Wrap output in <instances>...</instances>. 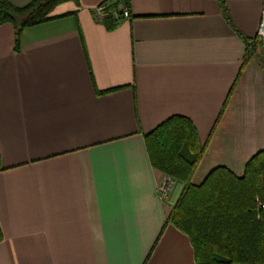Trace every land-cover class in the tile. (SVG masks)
<instances>
[{
  "label": "crops",
  "instance_id": "obj_1",
  "mask_svg": "<svg viewBox=\"0 0 264 264\" xmlns=\"http://www.w3.org/2000/svg\"><path fill=\"white\" fill-rule=\"evenodd\" d=\"M103 1L58 4L18 49L0 24V264H196L144 135L192 121L191 185L264 151V0H130L113 29Z\"/></svg>",
  "mask_w": 264,
  "mask_h": 264
},
{
  "label": "trees",
  "instance_id": "obj_2",
  "mask_svg": "<svg viewBox=\"0 0 264 264\" xmlns=\"http://www.w3.org/2000/svg\"><path fill=\"white\" fill-rule=\"evenodd\" d=\"M66 1L79 2L30 0L19 8L0 0V24H12L15 49L22 29L55 19L51 11ZM129 1L102 2L108 29L122 20V8L127 9ZM245 43L246 58L262 46L259 37ZM196 132L189 118L173 115L144 135L152 166L182 185L167 220L189 237L196 264H264V151L251 156L241 176L217 166L201 183L191 185L193 170L205 150Z\"/></svg>",
  "mask_w": 264,
  "mask_h": 264
},
{
  "label": "built area",
  "instance_id": "obj_3",
  "mask_svg": "<svg viewBox=\"0 0 264 264\" xmlns=\"http://www.w3.org/2000/svg\"><path fill=\"white\" fill-rule=\"evenodd\" d=\"M105 9H106L105 3L100 4L98 8L96 9L100 17H106L108 15L107 10ZM114 14L116 15V13ZM122 17L123 18L129 17L128 9L126 8L122 9ZM256 30H257L258 37L261 39L262 44H264V17L263 15H262V19L260 20L258 24V28H256ZM173 184H174V181L172 179H170L167 176H164L162 180L160 181V183L157 185L156 193L158 195V198L159 199L167 198L168 193L173 188Z\"/></svg>",
  "mask_w": 264,
  "mask_h": 264
},
{
  "label": "rangeland",
  "instance_id": "obj_4",
  "mask_svg": "<svg viewBox=\"0 0 264 264\" xmlns=\"http://www.w3.org/2000/svg\"><path fill=\"white\" fill-rule=\"evenodd\" d=\"M123 8H124V7H123ZM123 8H122V9H123ZM177 186H178V185H175L176 188H177ZM173 187H174V185H173ZM176 188H175V189H176ZM172 191H173V188H172L171 191L168 193L167 197L170 195V193H171Z\"/></svg>",
  "mask_w": 264,
  "mask_h": 264
}]
</instances>
